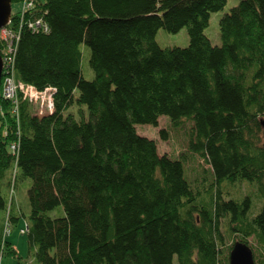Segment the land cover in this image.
<instances>
[{"label":"trees","instance_id":"1","mask_svg":"<svg viewBox=\"0 0 264 264\" xmlns=\"http://www.w3.org/2000/svg\"><path fill=\"white\" fill-rule=\"evenodd\" d=\"M34 2L27 17L49 31L23 29L16 78L53 88L55 109L39 116L22 102L18 120L0 103V255L18 256L4 239L7 213L13 227L25 218L19 204L9 208L15 163L16 187L30 182L35 264H230L237 241L264 249V0H242L220 20L221 46L206 31L228 0ZM184 28L187 48L160 47L161 29ZM82 45L94 80L83 77ZM74 105L89 119L69 113ZM163 116L193 123L189 150L214 176L207 197L184 159L138 133ZM237 182L256 187L257 214L251 196L225 198L222 184Z\"/></svg>","mask_w":264,"mask_h":264},{"label":"rangeland","instance_id":"2","mask_svg":"<svg viewBox=\"0 0 264 264\" xmlns=\"http://www.w3.org/2000/svg\"><path fill=\"white\" fill-rule=\"evenodd\" d=\"M242 0H228V4L221 12L212 15L210 26L206 31V35L210 38L214 46H221V32H220V20L231 10L238 6ZM23 8V2H13L12 10L14 13H18ZM157 42L163 49L166 48H187L190 45V37L188 29L184 28L179 33H169L165 29H161L157 34ZM83 58H82V73L86 80H94L95 73L90 66L91 50L86 45L81 46ZM78 93H76V97ZM77 120H88L89 111L85 105H74L69 109ZM34 113L36 111L33 109ZM165 131L168 135L167 140H163L161 131ZM137 131L141 136L153 139L157 142L160 155L167 154L173 159H184L185 170L188 180L195 187V189L201 193V197H207L208 191H210L211 184L214 182V176L212 167L208 162L200 155L193 153L189 150V143L192 137L193 123L189 120H185L182 125L174 126L170 119L163 116L159 120V126L154 127L151 125H138ZM30 187V182L19 185L17 188V200L20 205L25 218H21L19 223L14 227L8 241L16 247L18 256L10 257L5 255L0 264H35L33 253L30 247L29 236L22 234L21 230L24 229L28 222L30 215V204L28 200L27 190ZM221 190L227 200L237 199L242 200L246 196H251L254 201L253 214L259 212L261 206V200L259 199L256 191V187L247 182H237L234 185L224 183L221 186ZM63 208H59L49 215L52 217L62 216ZM250 244L254 246L256 264H264V249L259 248L257 243L250 239ZM228 244H232L231 240H228Z\"/></svg>","mask_w":264,"mask_h":264},{"label":"built area","instance_id":"3","mask_svg":"<svg viewBox=\"0 0 264 264\" xmlns=\"http://www.w3.org/2000/svg\"><path fill=\"white\" fill-rule=\"evenodd\" d=\"M22 2V10L17 15H12L8 24L0 29V50L3 59L0 103L2 101L10 102L12 104V115L17 117L18 120L20 115V105L22 102H28L39 116L52 114L55 109L53 88L49 87L44 90H39L36 86L24 83L16 78L15 55L23 29L28 27L34 32L49 31V27L43 19H32L27 17V14L34 10V0H23ZM1 114L3 115L2 107L0 105V116ZM18 150V143H12L10 145V151L15 157L18 155ZM17 168V163H15L12 174L13 183L9 191V208L13 203L18 204L16 187ZM9 212L4 221L5 240H8L14 229L9 219ZM28 232L29 228L27 224L26 227L21 230V233L24 235L28 234ZM2 259L3 255L1 254L0 262Z\"/></svg>","mask_w":264,"mask_h":264},{"label":"water","instance_id":"4","mask_svg":"<svg viewBox=\"0 0 264 264\" xmlns=\"http://www.w3.org/2000/svg\"><path fill=\"white\" fill-rule=\"evenodd\" d=\"M14 0H0V29L6 26L12 16ZM3 77V59L0 50V88ZM1 120V116H0ZM230 264H256L253 249L243 241H237L230 252Z\"/></svg>","mask_w":264,"mask_h":264},{"label":"crops","instance_id":"5","mask_svg":"<svg viewBox=\"0 0 264 264\" xmlns=\"http://www.w3.org/2000/svg\"><path fill=\"white\" fill-rule=\"evenodd\" d=\"M13 247L16 249V247L13 245ZM3 260V259H2ZM2 262V261H1Z\"/></svg>","mask_w":264,"mask_h":264}]
</instances>
